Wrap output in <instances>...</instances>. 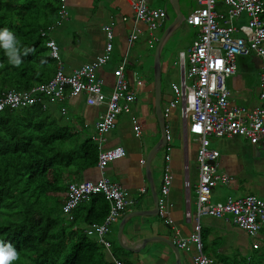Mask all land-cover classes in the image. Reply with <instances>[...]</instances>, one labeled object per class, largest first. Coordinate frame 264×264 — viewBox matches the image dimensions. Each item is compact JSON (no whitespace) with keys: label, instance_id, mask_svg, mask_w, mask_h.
Listing matches in <instances>:
<instances>
[{"label":"crops","instance_id":"0c3cea01","mask_svg":"<svg viewBox=\"0 0 264 264\" xmlns=\"http://www.w3.org/2000/svg\"><path fill=\"white\" fill-rule=\"evenodd\" d=\"M131 1L135 0H124V5L120 4V7L104 9L96 6L93 0H64L63 2L56 0L55 16L47 23L40 24L41 28L38 30L39 35L46 38V42L52 41L58 48L59 58L58 61L54 60V73L58 62L66 73H70L73 68L96 63L104 51L105 28L111 29L113 40L110 61L96 68V75L102 79L103 92L108 95L113 87V70L125 62V79L128 90L134 92L135 99L128 112L117 116L114 129L103 135V142L99 145L93 137L97 136L95 125L104 109L101 106H87L83 95L70 96L69 91H65L63 99H44L41 103L34 105L40 106L45 113L53 117L50 119L53 129L56 126L68 127L79 137L91 139L96 146V158L91 166L76 165L70 168L66 191L69 183L99 179L97 158L101 150L121 147L125 151L123 158L110 162L104 170V176L123 190L125 199L129 202V205L110 225L105 236L109 248L106 249L99 243L105 250L106 260L111 264H114V260L120 261L121 264H175L178 259L179 264H193V257L198 254L195 245L187 244L184 248L178 249L177 253L168 245V242L174 244L176 230L182 237H188L193 233L192 224L190 221L183 220V213L186 198L189 199V207L192 202L194 206L197 181L198 143L192 134L183 131L179 110L176 107H168V103L173 98L171 85L174 82L170 83L166 91H162L161 84L160 107L167 130L166 143L156 150L150 159V174L158 200L162 198V180L166 169L170 176V185L165 196V215L171 221L170 225L164 223L158 212H153V200L147 190L148 184L144 171L147 155L160 139L154 113L153 55L163 30L168 26H166L167 21L174 19L175 15L169 0L164 1L163 6H155L156 0H147L151 8L164 10L169 18L164 19L161 27L149 36L146 27L134 20ZM182 2L185 3L183 0H178V7L185 19L196 8V0L190 2L189 10ZM238 24L243 27V21ZM186 25L183 20L162 47L161 83L162 71H168V66L175 67L174 73L178 75L177 82L179 80L177 53L187 50L197 34L194 29L187 43L182 46H179L178 42L175 43L177 38H182V35L176 32L180 29L184 30ZM135 28L140 33L129 45L128 37ZM235 63L236 70L225 83L228 101L235 107L253 109L260 103L258 96L260 60L251 55L236 57ZM178 122L181 124L180 128ZM136 129L139 131L138 137L135 136ZM210 146L219 154L215 174L230 178L227 183L218 181L214 185L210 197L211 203L221 204L228 198L246 196L264 199V143L253 145L241 137L230 139L211 137ZM189 152L193 162L191 171L188 166ZM185 180L189 183L188 188H184ZM141 189H144V193H141ZM97 196L99 195H92L78 205L72 212L71 220L62 213L70 221L71 235L79 229L86 230L89 224L82 223L83 217L88 211L89 202ZM104 200L102 199V203L97 202L104 204L105 210L106 206L109 210V204ZM85 204V211L82 212ZM99 209L94 208L93 213L99 214L98 219L91 224H101L107 216H99L102 214L101 208ZM74 216L78 217V220H75ZM121 220H124V226L120 234V244L131 251L121 247L117 240ZM200 220L202 253L211 259L213 264H232V254L246 255L254 247L261 246L258 239L262 240L264 234L251 239L246 233L237 229L230 220L211 217H203ZM115 223L116 226H114ZM88 237L97 240L94 236Z\"/></svg>","mask_w":264,"mask_h":264},{"label":"built area","instance_id":"2783aa9c","mask_svg":"<svg viewBox=\"0 0 264 264\" xmlns=\"http://www.w3.org/2000/svg\"><path fill=\"white\" fill-rule=\"evenodd\" d=\"M130 6L134 20L146 27L149 36L161 27L166 15L164 10L151 8L147 0L131 1ZM219 7H225L226 11H219ZM263 17L262 0H196V8L184 19L188 26L196 29L197 34L187 50L177 53L179 80L171 85L173 98L168 107H176L179 110L183 131L192 134L198 143L193 233L188 237H182L176 230L174 239L177 249H182L190 243L195 245L198 254L193 257V264H213V261L202 253L200 237L202 217L230 220L251 239L256 238L264 227V199L246 196L228 198L221 204L210 202L214 185L218 181L227 183L230 180L225 175L215 174L219 154L210 146V138L241 137L253 145L264 143ZM240 21H243V27L239 26ZM139 33L140 31L135 28L128 37L129 45L137 39ZM105 38L103 54L94 65H82L66 73L58 62L53 77L45 84L21 93L13 91L2 93L0 113L5 109L12 110L41 103L44 99H63L65 91H69L70 96L83 95L87 106H101L104 109L95 125L97 136L93 137L100 145L104 140L103 135L114 129L117 116L128 112L135 99L134 92L128 90L125 79V62L113 70L114 82L110 93L106 95L103 92V81L96 75L95 70L110 61L113 34L109 27L105 28ZM46 47L50 50L51 57L58 61L56 44L48 41ZM251 55L260 60L258 81L260 103L257 107L246 110L229 103L225 83L236 70V57ZM135 136H139L137 129ZM124 155L125 151L121 147L101 150L97 158L99 179L69 183L61 208L62 213L71 220L72 212L78 205L92 195H102L109 204L107 216L101 224H89L84 233L87 236H94L106 249L109 248V243L105 239L109 227L129 202L125 199L123 190L104 176V170L110 162L121 159ZM169 185L170 176L166 169L162 180V198L158 200L157 205L158 214L166 225L171 224L165 215V196ZM188 186L189 183L185 180L184 188ZM141 193H144V189H141ZM189 208V199L186 198L183 213L186 222L192 218ZM114 264L121 262L114 260Z\"/></svg>","mask_w":264,"mask_h":264},{"label":"trees","instance_id":"16d2710c","mask_svg":"<svg viewBox=\"0 0 264 264\" xmlns=\"http://www.w3.org/2000/svg\"><path fill=\"white\" fill-rule=\"evenodd\" d=\"M55 1L0 0V30L16 36L21 54L24 48L32 50L13 67L0 49V96L27 91L53 77L55 61L38 30L55 16ZM50 119L37 105L0 113V242L19 253L14 264H111L97 240L81 229L71 235L67 220L61 219L70 168L91 166L96 146L68 127L53 129ZM102 199L99 194L89 202L82 223L98 219L95 207L102 210L99 216L107 215V206L105 210L97 202ZM232 264H264V245L246 255L232 254Z\"/></svg>","mask_w":264,"mask_h":264},{"label":"water","instance_id":"95a60500","mask_svg":"<svg viewBox=\"0 0 264 264\" xmlns=\"http://www.w3.org/2000/svg\"><path fill=\"white\" fill-rule=\"evenodd\" d=\"M169 4L173 9L174 12V19L172 22L163 30V33L161 34L158 43L155 47L154 50V55H153V64H152V74H153V86H154V113L155 117L157 119L158 127H159V132H160V139L156 143V145L150 150V152L147 155L146 162H145V179L148 184L147 190H149L152 200H153V212H158V206H157V194L154 190V183L152 181V177L150 174V159L152 155L156 152V150L162 148L165 143H166V129H165V124H164V119L161 113V107H160V99H161V66H160V56H161V50L162 47L164 46L165 42L167 39L171 36V34L183 23L184 16L183 14L179 11L178 7V0H169ZM165 19L168 20V15H165ZM124 226V220H121L118 231H117V240L119 242V245L123 248L120 244V234L122 232V228ZM169 246L172 247L175 252H178V249L176 246L168 242ZM127 249V248H125ZM130 250L131 249H127ZM175 264H179V260L177 259Z\"/></svg>","mask_w":264,"mask_h":264},{"label":"rangeland","instance_id":"374dc122","mask_svg":"<svg viewBox=\"0 0 264 264\" xmlns=\"http://www.w3.org/2000/svg\"><path fill=\"white\" fill-rule=\"evenodd\" d=\"M164 1H166V0H156V3L154 5L155 6H163ZM183 1L185 3L182 2V4L184 5V7L186 6V8L188 9L190 2L193 1V0H183ZM93 2H94V4L96 6L103 7L104 9H114V8L118 7L120 4L124 5V3H125L124 0H93ZM123 5H122V7H123ZM168 10H169V8H168ZM218 10L221 11V12H225L226 8L225 7H219ZM184 13H185V11H184ZM170 14H171V11H170ZM263 19H264V17H263ZM172 20H173V18L171 20L167 21L166 26L169 25L172 22ZM184 27H185L184 30L180 29V30H178L176 32L177 34L182 35V38H177L176 41H175V43H177V42L180 43L179 46H182V45H184L185 43H187L189 41L190 36L192 35V31L195 29V28H193L191 26H188V25H186ZM174 71H175V67H173V66H168V71H162V83H161L162 84V91H166L168 89V87L170 86V83H173V82L176 83L177 82L178 75L175 74ZM180 125H181L180 122H178L179 128H180ZM188 137H191V135H188ZM188 146L190 148V144ZM188 161H189V165L188 166H189L190 171H191V168L193 166V162H192V156L190 155V152H189V155H188ZM182 172H184L183 167H182ZM213 197H214V195H213ZM191 201H193L192 198H191ZM83 207H84V209L82 210V212L85 211L86 204L83 205ZM190 211H191V215H192L190 223L192 224V228H193V224H194V221H195V209H194V206H193V202L190 204ZM65 218L62 217L61 219L65 220V223H66V220H67V223L65 224V226L66 227L67 226L70 227L71 226V224L69 223L70 221L67 218L66 219ZM201 219H203V217ZM183 220H184V217H183ZM200 224H201V220H200ZM116 225L117 224L115 223L114 226H116ZM173 225H174V223H173ZM74 229L75 228H73V230ZM263 233H264V227L261 228V230L258 232L257 235H260V234H263ZM262 245H264V240H261V246Z\"/></svg>","mask_w":264,"mask_h":264},{"label":"clouds","instance_id":"9594fccd","mask_svg":"<svg viewBox=\"0 0 264 264\" xmlns=\"http://www.w3.org/2000/svg\"><path fill=\"white\" fill-rule=\"evenodd\" d=\"M0 49H3L8 63L13 67H19L22 64L21 55L27 56L32 51L24 48L21 54L20 41L7 28L0 30ZM19 259V253L11 244L0 242V264H14Z\"/></svg>","mask_w":264,"mask_h":264}]
</instances>
